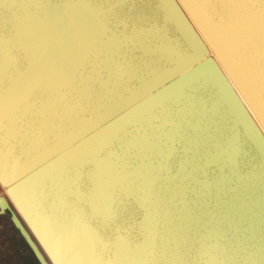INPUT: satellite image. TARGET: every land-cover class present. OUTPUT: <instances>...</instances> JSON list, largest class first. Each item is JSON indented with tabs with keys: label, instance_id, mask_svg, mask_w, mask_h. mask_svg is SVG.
I'll use <instances>...</instances> for the list:
<instances>
[{
	"label": "water",
	"instance_id": "95a60500",
	"mask_svg": "<svg viewBox=\"0 0 264 264\" xmlns=\"http://www.w3.org/2000/svg\"><path fill=\"white\" fill-rule=\"evenodd\" d=\"M3 187L40 264H264V0H0Z\"/></svg>",
	"mask_w": 264,
	"mask_h": 264
},
{
	"label": "rangeland",
	"instance_id": "374dc122",
	"mask_svg": "<svg viewBox=\"0 0 264 264\" xmlns=\"http://www.w3.org/2000/svg\"><path fill=\"white\" fill-rule=\"evenodd\" d=\"M0 264H40L8 213H0Z\"/></svg>",
	"mask_w": 264,
	"mask_h": 264
},
{
	"label": "bare ground",
	"instance_id": "6f19581e",
	"mask_svg": "<svg viewBox=\"0 0 264 264\" xmlns=\"http://www.w3.org/2000/svg\"><path fill=\"white\" fill-rule=\"evenodd\" d=\"M2 190H3V192H5V191H6V188H5V187H3V188H2Z\"/></svg>",
	"mask_w": 264,
	"mask_h": 264
}]
</instances>
